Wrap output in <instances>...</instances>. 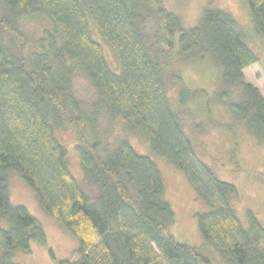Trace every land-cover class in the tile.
I'll return each instance as SVG.
<instances>
[{"label":"trees","instance_id":"16d2710c","mask_svg":"<svg viewBox=\"0 0 264 264\" xmlns=\"http://www.w3.org/2000/svg\"><path fill=\"white\" fill-rule=\"evenodd\" d=\"M163 2L0 0V264H21L15 254H30L31 242L46 245L42 225L25 207L11 204L9 173L17 174L41 210L76 238L77 258L58 264H211L169 234L174 212L153 160L137 153L126 139L104 149L99 138L83 136L84 126L93 131L100 111L121 119L127 131L139 133L155 155L185 174L207 207L196 216L199 234L224 264H264V226L252 212L243 226L234 206L235 187L220 180L197 155L180 115L168 102L167 66L160 57L170 53L162 49L158 57L150 50L143 25L156 14L163 24V45L172 49L178 31L180 58L185 62L206 58L217 67L222 99L227 89H239L238 100L229 109L261 144L264 99L242 74L257 57L230 13L205 8L197 25L184 29ZM247 4L253 30L264 38V0ZM31 17L46 18L51 29L33 52L25 54L26 40L16 24ZM87 17L113 51L120 71L110 68ZM3 34L10 36L7 44ZM78 73L96 91L89 114L73 92ZM189 92L184 87L178 90L181 105L187 104ZM65 125L76 129L82 181L91 192L68 167L67 150L57 138Z\"/></svg>","mask_w":264,"mask_h":264},{"label":"rangeland","instance_id":"374dc122","mask_svg":"<svg viewBox=\"0 0 264 264\" xmlns=\"http://www.w3.org/2000/svg\"><path fill=\"white\" fill-rule=\"evenodd\" d=\"M191 3L198 4L202 11L209 7L219 8L232 15L238 29L245 34L248 47L258 60L243 69L244 82L255 87L264 99V38L253 30L247 0H164L163 6L166 11L179 18L182 28L190 29L197 23L186 25L182 11L185 5ZM87 24L93 39L101 44L110 68L120 71L113 51L104 43L89 17ZM16 26L26 40L25 54L33 52L36 42L51 29L50 23L44 17L20 20ZM162 28L161 18L154 14L144 23L143 32L146 45L154 54L158 52L155 55L160 57L162 49L170 53L168 55L165 52L166 55L160 58L167 66L165 89L171 109L180 115L183 131L197 155L214 170L220 180L235 187L237 199L234 206L243 226L248 225V212H252L264 226V142L257 143L245 123L235 119L229 109V104L238 100L239 89H227L228 93L222 99L218 68L206 58L202 62H185L177 53L179 32H174L173 48L168 49L161 43ZM2 36L7 44L10 36ZM183 87L190 91L185 106L178 100V90ZM73 92L83 106V112L92 113V105L97 100L96 91L81 73L74 77ZM123 123L121 119H110L104 111H100L93 131L84 126L82 134L87 140L99 138L104 149L113 148L119 139H126L137 153L151 158L162 175L166 189L165 199L174 212V223L169 228V234L176 242L199 251L211 264H224L218 253L199 234L196 216L205 212L207 207L196 197L185 174L155 155L148 141L139 133L127 131ZM57 138L67 150V163L71 173L82 181L80 158L76 151V129L65 125L57 132ZM82 183L87 192L93 191L84 181ZM6 185L11 204L25 207L42 225L46 235V245L31 242V253L26 255L17 252L15 261L21 264H58L59 260H75L78 248L76 238L41 210L27 184L17 174L9 173Z\"/></svg>","mask_w":264,"mask_h":264},{"label":"clouds","instance_id":"9594fccd","mask_svg":"<svg viewBox=\"0 0 264 264\" xmlns=\"http://www.w3.org/2000/svg\"><path fill=\"white\" fill-rule=\"evenodd\" d=\"M202 10L196 3H191L183 7L182 16L186 25H192L199 22Z\"/></svg>","mask_w":264,"mask_h":264}]
</instances>
